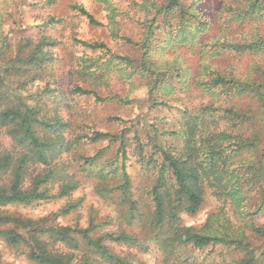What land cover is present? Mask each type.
<instances>
[{"label": "rangeland", "instance_id": "374dc122", "mask_svg": "<svg viewBox=\"0 0 264 264\" xmlns=\"http://www.w3.org/2000/svg\"><path fill=\"white\" fill-rule=\"evenodd\" d=\"M249 3L179 0L166 12L167 0H0V65L12 62L0 74V112L16 111L9 95L14 91L45 123L35 127V135L56 146L49 165L27 163L23 189L56 164L75 184L61 197L59 183H47V199L0 207V232L25 240L13 244L9 235L0 237V264H36L29 237L45 241L49 250L74 253L76 261L107 264L83 246H49L50 240L35 235L90 226L91 239L101 238L128 264L238 263L240 250L172 245L171 229L153 225L151 191L164 164L161 152L184 155L188 121L198 129L201 124L205 134L225 135L223 167L236 171L229 182L241 183L243 197L204 187L200 210L195 216L181 213L179 227L240 240L253 250L254 264H264V171H256L264 168V112L254 95L234 84L264 79V47L239 49L264 43V10L237 17ZM218 78L224 83L213 84ZM45 88L53 91L38 94ZM76 88L92 94H75ZM96 133L105 137L95 140ZM234 149L239 152L230 155ZM0 151L10 152L14 163L22 152L2 126ZM98 153L95 162L87 161ZM10 178L0 171V187ZM223 179L225 184L228 176ZM108 234L136 241L113 242Z\"/></svg>", "mask_w": 264, "mask_h": 264}, {"label": "trees", "instance_id": "16d2710c", "mask_svg": "<svg viewBox=\"0 0 264 264\" xmlns=\"http://www.w3.org/2000/svg\"><path fill=\"white\" fill-rule=\"evenodd\" d=\"M250 1L249 9L239 11L237 17L248 13H256L264 10V0H248ZM179 0H167V5L164 8L166 12L177 8ZM80 14L86 16L89 22L93 25L97 24L93 21L91 16L81 7H76ZM82 45H86L83 44ZM40 45H37L33 53L28 57L26 62H32L33 56ZM88 46V45H86ZM91 47V46H89ZM264 43L258 42L246 46H239L242 51L250 50L254 52L262 51ZM12 62H8L4 66L0 65V74L5 73L10 67ZM1 81V78H0ZM213 84H223L224 80L218 78ZM1 84L4 83L1 81ZM238 88L244 92H249L254 95L258 101L260 109L264 112V79L262 82L256 81L236 82L234 83ZM53 90L45 88L38 92V94H48ZM75 94L90 95L89 91L81 88L73 90ZM37 93V92H36ZM11 100L18 106L16 111L4 110L0 112V126L8 129V133L12 136L13 140L20 145L22 152L17 154L19 157L14 163L10 152L0 151V171L10 173L11 178L9 184L5 187H0V207L11 204L30 205L34 202L45 200L48 198L46 190L42 189L47 183H59L58 195L63 197L68 195L74 188L75 184L68 181V176H63L59 166H48L43 174L34 176L31 180L30 187L23 189L24 178L26 176L27 163H37L49 165L46 163L48 155L51 154L56 147L53 144H47L42 139L35 135V127L44 125L43 121L35 118L36 111L29 108L25 100L16 94L14 91L9 93ZM45 126V125H44ZM195 121H188L185 126V153L182 157H173L166 152H161L164 164L160 167L157 176V182L152 188V201H153V225L159 231L163 228H169L172 231V245H191L195 248H203L207 246L221 245L244 252L243 258L236 264H254L255 255L253 250L248 244L240 240L228 239L226 236L198 234L188 228H180L179 215L181 213L195 216L200 210L203 203L204 187L216 188L218 191H224L227 195L234 198H242L243 192L240 182L232 184L230 179H236L238 176L235 170L229 171L228 168L223 167L226 163L227 154L221 148L220 144L223 142V134H205L202 127ZM10 127L11 129L9 130ZM199 133L200 137L195 136ZM105 137L104 134L96 133L94 139ZM60 142H57V146ZM205 148L206 152H201L200 148ZM264 151V140H263ZM238 149L229 151L230 155H237ZM201 153H204L200 156ZM100 153L94 157L87 159V161L95 162ZM59 168L57 171L55 169ZM257 173L264 171V168L256 170ZM168 172V176H165ZM125 176V174H124ZM224 176H228V181L223 184ZM230 178V179H229ZM127 183V177L125 176ZM126 183L122 186L126 188ZM228 189V191L226 190ZM264 201V190L262 194ZM94 227L90 226L87 229H71V228H52L48 230H40V236L50 240L48 245H61L66 249L78 250L81 246L89 251L91 255L97 256L107 264H128V262L121 257L113 254L102 243V239L98 238L92 240L90 233ZM8 238V242L18 244L23 241L18 235L11 232H0V237ZM108 240L113 242H122L125 244H134L135 239L131 236L112 234L107 235ZM31 245V258L36 264H89L88 259H82L81 262L76 261L74 253H58L47 248L45 241L39 239L35 240L34 237L27 238ZM25 241V240H24ZM78 262V263H77Z\"/></svg>", "mask_w": 264, "mask_h": 264}]
</instances>
